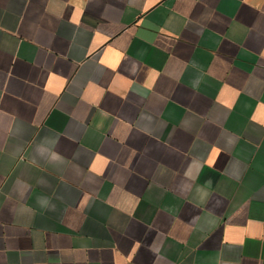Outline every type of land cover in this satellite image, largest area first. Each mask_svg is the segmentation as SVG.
<instances>
[{"label":"crops","instance_id":"crops-1","mask_svg":"<svg viewBox=\"0 0 264 264\" xmlns=\"http://www.w3.org/2000/svg\"><path fill=\"white\" fill-rule=\"evenodd\" d=\"M0 264H264V0H0Z\"/></svg>","mask_w":264,"mask_h":264}]
</instances>
